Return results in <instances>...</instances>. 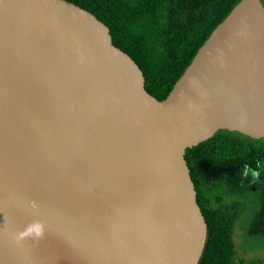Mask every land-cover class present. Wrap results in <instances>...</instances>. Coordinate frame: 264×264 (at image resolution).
Masks as SVG:
<instances>
[{
  "label": "water",
  "instance_id": "obj_1",
  "mask_svg": "<svg viewBox=\"0 0 264 264\" xmlns=\"http://www.w3.org/2000/svg\"><path fill=\"white\" fill-rule=\"evenodd\" d=\"M67 0H0V264H199L186 150L264 138V4L240 0L170 93Z\"/></svg>",
  "mask_w": 264,
  "mask_h": 264
},
{
  "label": "trees",
  "instance_id": "obj_2",
  "mask_svg": "<svg viewBox=\"0 0 264 264\" xmlns=\"http://www.w3.org/2000/svg\"><path fill=\"white\" fill-rule=\"evenodd\" d=\"M67 1L91 11L109 26L114 45L127 52L143 70L146 90L162 100L214 28L240 0ZM185 158L208 225L199 264H259L236 259L233 227L244 212L243 205L237 201L224 204L221 196H209L201 187L192 160L257 171L264 161V138L219 130L210 139L188 148Z\"/></svg>",
  "mask_w": 264,
  "mask_h": 264
},
{
  "label": "rangeland",
  "instance_id": "obj_3",
  "mask_svg": "<svg viewBox=\"0 0 264 264\" xmlns=\"http://www.w3.org/2000/svg\"><path fill=\"white\" fill-rule=\"evenodd\" d=\"M192 166L209 196L244 207L233 227L236 259L264 264V161L257 171L245 166L221 168L202 159L192 160Z\"/></svg>",
  "mask_w": 264,
  "mask_h": 264
}]
</instances>
